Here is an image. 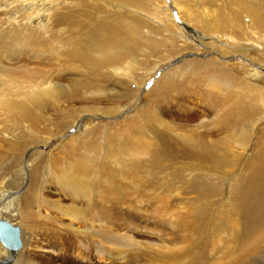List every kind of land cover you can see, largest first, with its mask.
I'll return each instance as SVG.
<instances>
[{
    "label": "bare ground",
    "instance_id": "obj_1",
    "mask_svg": "<svg viewBox=\"0 0 264 264\" xmlns=\"http://www.w3.org/2000/svg\"><path fill=\"white\" fill-rule=\"evenodd\" d=\"M198 1L208 12L196 15L189 0L2 2L0 123L9 120L0 135L12 152L22 138H44L48 150L26 145L4 166L19 190L29 180L22 195H0V219L23 228L20 247L0 241V264H52L50 254L34 251L38 243L63 244L84 262L205 264L208 256L225 264L233 249L229 264H264V77L261 84L242 79V62L190 60L188 112L215 113L196 125H172L157 106L139 104L157 85L166 93L180 85L175 66L144 90L158 68L151 60L167 42L222 57L235 48L251 63L239 42L264 50V0ZM199 85L204 90L195 93ZM79 100L92 104L54 140L44 111L58 116Z\"/></svg>",
    "mask_w": 264,
    "mask_h": 264
},
{
    "label": "rangeland",
    "instance_id": "obj_2",
    "mask_svg": "<svg viewBox=\"0 0 264 264\" xmlns=\"http://www.w3.org/2000/svg\"><path fill=\"white\" fill-rule=\"evenodd\" d=\"M3 1L4 0H0V11L5 9V8L1 7ZM34 1H35V3L41 2V0H34ZM189 1H190L189 3L191 5V7L188 8V6L185 5V9H187V8L193 9L196 15H201V14H204V12H208L207 11L208 7L202 6L200 1H198V0H192V1L189 0ZM166 7H167V5H166ZM203 8H204V10H203ZM167 9L169 10L170 14L172 15V19L175 22V24L179 27L182 26L181 28L184 29L186 27V24H185V22L180 20V16L178 15L175 8H174V10L176 11L177 14L173 11V9L171 10L168 7H167ZM4 18H5L4 13L0 12V19H4ZM245 23L247 25L248 20H246ZM147 27H149V26H146V29H147ZM179 34H176V37L178 39H183V37L181 36L182 33L180 32ZM214 34H217V33H214ZM167 35H168V33H166L165 36H167ZM157 38H160V37H157ZM163 38H165V37H163ZM194 41H196V40L194 39ZM215 42H216V40H215ZM260 42H262V43L259 46L264 49V44H263L264 39L260 40L259 43ZM239 43H240V47L245 48L244 49V50H246L245 52L247 54H250L252 59L253 58L256 59V60H253V61H255L254 63H251L250 62L251 60H247L244 57L245 56L244 54H243V56L241 54H238L237 53L238 51L235 50V48L227 49L228 52L226 54H224L227 56L222 57V55L219 56V54L218 55H216V53L213 54L211 51L203 50L201 47H198L195 45L193 47L194 48L193 49L194 51H193L192 49H181V47L178 48L177 46L172 47V45L167 42L166 45L164 44L158 50L157 57L155 56L151 60L152 63L154 65H156V67H158V68L155 71V73H150L148 75V78H146L147 81L144 84V90H145V92H147L150 88H152V86L154 85L155 82L158 83L159 78L163 74V72H166L167 70H170V69H174L176 67H178V69L176 70V74L179 76L177 80L180 81V85L176 90L171 91L170 93H166V91H164V89L161 87V85H159V86L157 85L156 87H154L155 89L152 92H150L146 97L140 96L139 104H141V102H142L143 104H145V107H149V108L151 107V109L154 106H157L158 110H160V112L162 114L163 119L167 123H170L172 125H180V126L196 125L198 122H201V120H205V121L206 120H212L213 119L212 117L215 116L214 112L203 111L200 108H199L200 112L196 111V109H192L190 112H188L187 107L189 106V101H190L188 99V96L191 95V93H192L190 91V87L188 85H186L187 82L190 81V78L192 76V74L189 73V62L191 60V61L200 63V62H204V60L205 61L209 60L210 58H214L219 63H226V64L242 62V63H245L247 65V68L244 69V71L242 72V75H241L242 79H245L249 83L261 84L260 80H262V78L264 77V50L263 51L260 50V53L263 55V56H261L259 51L255 47H253L254 45H252L253 44L252 41H246L245 40V41H241ZM223 46H224V48H227L228 44H225ZM203 53H206V55ZM258 55H260V56H258ZM162 56H166V57L161 58ZM248 56H247V58L249 59ZM177 57H178V59L176 61H174L173 59L177 58ZM162 59H165V60L163 61ZM176 63H178V64H176ZM181 65H182V67H181ZM186 77H188V78H186ZM194 77H196V76H193V78ZM184 78H185V80H184ZM239 79H241V78H239ZM127 87L129 88L130 85H128ZM134 87L135 86L133 85V89H134ZM196 88L197 89H193V91H195V93L198 92V90L200 93L203 92L202 90H204V88L201 87L200 85L196 86ZM238 98H239L237 100L238 103L236 102L234 104L235 106L240 105L239 103H242L243 100H245V97L240 96ZM85 104L91 105L92 103H89V102L86 103V101L79 100V101L69 103V105H72L69 107L66 104V109H64V110L62 109L61 114L58 116L54 113L53 109H48V110L44 111V117H45V123H46L45 125H51L50 130L52 132L50 133V135L53 136L54 140H57V139L59 140L61 138L62 132L59 130V128L66 129L65 127L66 126L68 127V125H70V122L72 121L74 116L79 112L81 107ZM113 105L114 104H112V103H106L102 106L103 107H113ZM223 108L227 109V106H225ZM192 114H194V115H192ZM107 119H110V118L107 117ZM8 120L9 119L5 120L4 123H0V127H5V125H7ZM216 125H219L218 121L216 122ZM259 125H264V119ZM72 129H73V127L71 128L70 131H72ZM0 132H2V131H0ZM66 136H68V135H66ZM44 140H45L44 138H41L40 140L31 143L33 145H37V144L40 145V146H37L36 148L34 147L33 151H35V150L39 151L42 149L43 152H46L48 150L47 145H46V147L42 146ZM10 142L11 141H8L6 138H4L2 135H0V195H3L4 190H6V192H12V193L20 196L24 192H26L25 190L27 189V184H28L29 178L27 176L24 177L23 186L19 190L20 185H21V181L18 179H16V180L13 179L12 177L9 176V173H4L3 169H4V166L7 163V161L10 160L12 156L14 158H17L18 153L22 152L21 151L22 148L25 147L26 145H31V144L29 143L28 139L22 138V140H13L11 145L13 146L15 152H12V151H9ZM23 152H25V150ZM181 173L182 172H179L176 179L184 185L185 178L182 177ZM215 182H217V181H215ZM172 183H173V181H171L170 187L172 186ZM173 185H174V183H173ZM173 187L174 186H172L171 188H173ZM15 192H17V193H15ZM181 194L180 195L183 196V198H184V194L183 193H181ZM180 195H178V196H180ZM2 204H3V202H2V200H0V206ZM2 220H7L12 225L17 226L19 228L20 232L23 231L22 230L23 228L21 227V224H19V221H12L11 219H8V218H3ZM191 220H193V219H191ZM208 242L210 243V241H208ZM226 247L227 246L221 247V249L218 251V255L221 251H226L227 250V249H225ZM46 250H48V251H46ZM34 251L42 257L45 254H50L48 257H51L52 264H110V262H108V261L104 262V260H103V259L109 260L110 258H108V257H105L102 260H100L99 258L92 256L91 259H93V261L84 262V261L78 259L76 257V254L73 253L72 250L69 249V247H67L63 244L59 245L58 247H51L50 246L49 248H46V247H42L41 243H38V244H36V247H34ZM204 253L207 255V254L211 253V251H205ZM237 254L238 253H236L235 250H233V249L231 250V255H233V256L235 255L234 257H236ZM231 255L225 254L223 256L222 261H225V264H229L230 262H232V259H233L230 257ZM206 257L209 260L208 256H206ZM206 257L205 256L202 257L201 261L206 260ZM256 259H258V258H256ZM208 260L205 262V264H212V263L215 264V262L217 263V260L216 261L213 260V262H211L212 260L210 262H208ZM251 264H260V263H259V261H256V262H252Z\"/></svg>",
    "mask_w": 264,
    "mask_h": 264
},
{
    "label": "water",
    "instance_id": "obj_3",
    "mask_svg": "<svg viewBox=\"0 0 264 264\" xmlns=\"http://www.w3.org/2000/svg\"><path fill=\"white\" fill-rule=\"evenodd\" d=\"M19 228L7 220L0 219V241L10 249L20 247Z\"/></svg>",
    "mask_w": 264,
    "mask_h": 264
}]
</instances>
